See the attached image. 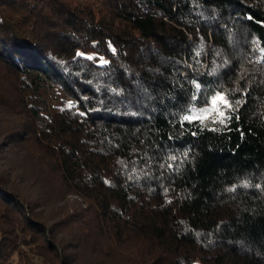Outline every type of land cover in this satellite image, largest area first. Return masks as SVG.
Here are the masks:
<instances>
[{"label": "trees", "instance_id": "16d2710c", "mask_svg": "<svg viewBox=\"0 0 264 264\" xmlns=\"http://www.w3.org/2000/svg\"><path fill=\"white\" fill-rule=\"evenodd\" d=\"M0 264H264V0H0Z\"/></svg>", "mask_w": 264, "mask_h": 264}, {"label": "snow or ice", "instance_id": "6c2138e0", "mask_svg": "<svg viewBox=\"0 0 264 264\" xmlns=\"http://www.w3.org/2000/svg\"><path fill=\"white\" fill-rule=\"evenodd\" d=\"M218 101L221 102V103L227 104V101L225 100V98L223 96L217 95L211 101V104L213 106L212 109H204V110H201L200 112L193 111L191 113V115L185 116L184 119L187 120V121H192V120H196V119H203L205 117L206 113L209 112V111L215 110V111L219 112V110L216 108V105H217ZM219 115L223 116L224 113L223 112H219Z\"/></svg>", "mask_w": 264, "mask_h": 264}]
</instances>
